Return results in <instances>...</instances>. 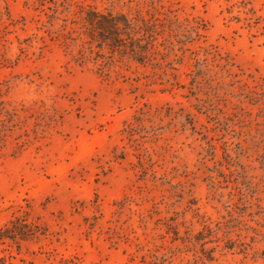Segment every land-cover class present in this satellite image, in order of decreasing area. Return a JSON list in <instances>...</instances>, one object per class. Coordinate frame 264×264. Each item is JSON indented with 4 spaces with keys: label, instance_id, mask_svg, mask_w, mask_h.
<instances>
[{
    "label": "rangeland",
    "instance_id": "1",
    "mask_svg": "<svg viewBox=\"0 0 264 264\" xmlns=\"http://www.w3.org/2000/svg\"><path fill=\"white\" fill-rule=\"evenodd\" d=\"M7 225L3 264H264V0H0Z\"/></svg>",
    "mask_w": 264,
    "mask_h": 264
},
{
    "label": "trees",
    "instance_id": "2",
    "mask_svg": "<svg viewBox=\"0 0 264 264\" xmlns=\"http://www.w3.org/2000/svg\"><path fill=\"white\" fill-rule=\"evenodd\" d=\"M141 18H143V16H141ZM84 20L90 25V27H87V29H89V36L92 40L96 41L97 39V41H99V47H109L113 51H117V49L127 51V48H129L132 58L139 61H151L150 57L152 56L153 51H151L149 46L148 48H144L145 44L141 42L142 38L140 36L136 37V34L134 35V33L141 34L142 31L146 32V30L142 29V27L137 28L131 23L126 13L115 14L112 11L103 13L97 9H92L89 10V12H86ZM143 20L145 19L143 18ZM120 21H125V23L120 24ZM99 38L101 40H99ZM81 55V61L87 59L84 51ZM11 223L14 224L15 221H12ZM25 225L28 226L27 221ZM9 229L8 225L5 228H0V241L16 239L9 234ZM3 262L2 258H0V264H3Z\"/></svg>",
    "mask_w": 264,
    "mask_h": 264
}]
</instances>
